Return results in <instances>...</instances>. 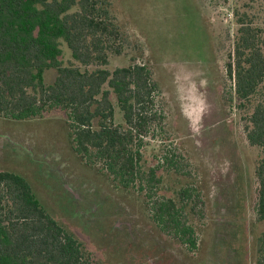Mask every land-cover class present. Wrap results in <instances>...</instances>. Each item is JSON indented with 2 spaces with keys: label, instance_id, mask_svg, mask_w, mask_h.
<instances>
[{
  "label": "rangeland",
  "instance_id": "rangeland-1",
  "mask_svg": "<svg viewBox=\"0 0 264 264\" xmlns=\"http://www.w3.org/2000/svg\"><path fill=\"white\" fill-rule=\"evenodd\" d=\"M113 4L127 41L107 69L133 59L152 73L151 109L159 121L147 127L142 160L161 178L155 197L176 199L180 189L190 195L185 210L194 203L186 217L195 247L161 231L148 190L137 182L117 187L102 162L80 157L61 113L21 122L0 117V171L26 178L48 213L101 264H254L264 231L254 206L260 151L245 138L248 110L238 107L226 65L236 39L234 11L250 14L264 40V0ZM62 54L65 63L64 45ZM54 77L46 71L45 82ZM113 123H121L117 110Z\"/></svg>",
  "mask_w": 264,
  "mask_h": 264
},
{
  "label": "trees",
  "instance_id": "trees-1",
  "mask_svg": "<svg viewBox=\"0 0 264 264\" xmlns=\"http://www.w3.org/2000/svg\"><path fill=\"white\" fill-rule=\"evenodd\" d=\"M217 5L219 0H207ZM227 1V0H225ZM236 39L228 77L239 109L246 108L247 143L260 151L253 182L255 211L264 220V40L251 15L234 11ZM113 0H0V117L21 122L61 113L75 152L100 161L117 187L148 190L161 231L195 247L187 215L190 195L155 197L161 178L143 161L157 85L145 64L108 70L127 38ZM62 45L70 58L64 63ZM52 70V83L45 82ZM115 110L121 123L114 125ZM161 156V155H160ZM170 169L172 158L162 155ZM133 188V187H132ZM154 194V195H153ZM254 264H264V231ZM0 264H101L45 209L26 178L0 171Z\"/></svg>",
  "mask_w": 264,
  "mask_h": 264
}]
</instances>
